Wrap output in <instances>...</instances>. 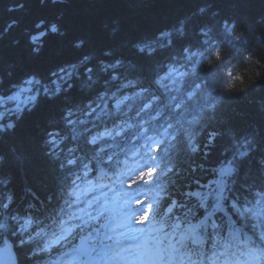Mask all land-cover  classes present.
I'll return each mask as SVG.
<instances>
[{"label": "trees", "instance_id": "obj_1", "mask_svg": "<svg viewBox=\"0 0 264 264\" xmlns=\"http://www.w3.org/2000/svg\"><path fill=\"white\" fill-rule=\"evenodd\" d=\"M21 3L24 5L23 8H18L17 5ZM200 9L204 11L201 12ZM152 15H156L157 18L150 19L149 16ZM41 19L57 23L59 33L41 36L40 32L34 29V24ZM220 19L232 21L234 33L241 35L242 40L229 42V38L223 37L220 33L216 37V43L221 51L220 60L217 61L213 55L206 54L204 57H197L204 60L202 68H194L185 61L180 62L183 67L177 65L179 71L187 75L177 85L170 83L173 90L168 95L183 99L184 105L176 110L175 116L167 115L146 126L148 128L146 134L155 140L163 141L158 151H152L151 143H147V147H143L142 151L135 145L133 147L137 152L133 156V151L127 149L130 138L119 136L114 139L105 138L97 146L84 145L82 137L79 140L73 138L74 132L84 127L92 129L93 134L103 131L105 127L114 128L113 121L123 126V122L127 120L134 125L128 131L134 132L139 128L141 119L135 115L139 100L134 98L125 101L119 107L116 106V100L122 98V95L133 96L134 91L139 89H124L122 94L117 90L100 91L104 99L101 100L99 107H96L92 96L97 93L79 92L76 96L72 95L76 87L84 88L87 81L85 68L84 74L75 73L78 67L75 59L79 56L81 58L90 56L92 62H95L96 58L93 57L106 51L113 52L127 62L149 68L148 61L153 63L159 58H167L170 53H176L179 49L177 45H169L170 36H162V33L170 32L164 31L165 29L162 32L155 30L159 43L168 48L151 59H141L138 51L131 45L142 40V35L134 37L131 32L135 26L145 31L154 26L156 28L166 26L168 27L166 30L173 28L172 35L176 36L174 29L180 25L179 28L185 33L180 39L188 43L197 38L200 29L207 24L213 31L223 29ZM9 26L10 30L5 31ZM32 33L36 36L35 45L42 49L39 52H33L31 49ZM158 41L153 40L151 43L160 47ZM77 44H80V47H76ZM227 48H243L242 52L249 58L244 59L240 55L239 59H235L227 52ZM208 59L214 61V66H208ZM71 61H74L75 65ZM97 62L89 64L88 67H96ZM62 68L70 75L61 72ZM96 71L99 74L97 67ZM27 73L33 74L28 76L32 80L41 81L47 80L49 73H58L65 79L60 80L53 75L48 81H44L43 88L55 90L57 84H61L68 92L66 96H62L61 92L57 97L41 98L35 90L41 89L39 85H30L15 94L21 101L27 97L26 106L19 107V112L17 107L8 114H0V124L14 125L13 131L0 134L2 157L0 180L5 181L6 190L13 197L11 201H7L10 208L3 215L17 217L14 221L7 220V228L0 230V243L4 238L13 243L16 264H52L65 252L73 251L76 239L81 235L88 236L92 242L94 255L98 248L104 247L110 241L107 237H112L110 233L107 236L101 235L100 222L104 221V215L90 223L88 227L74 228L66 240L55 245L49 252H41L36 257H31L34 250L38 251L44 247L46 241L54 238L53 234H62L59 228L81 223L77 219L69 220L70 214L75 213L86 220L83 213L86 208L96 207L102 200L101 197L94 196V193L103 187L113 185V172L124 169L126 159L127 166L133 167L134 161L139 162V159L152 156L156 157L155 163L160 167L155 177L156 182L162 184L166 191L173 193V198L179 199L193 210L186 215V209L177 208L169 217L163 218V232L156 235L163 240L164 245L171 242L172 245L179 247L176 241L180 239L181 234L187 236L195 227V234L202 238L204 243L200 246H186L185 250L181 249V253L192 249L196 252L193 260L202 259L203 264H207L206 261L212 257L220 264H255L247 253L249 248L260 246L259 237L264 231L259 227L260 222L264 220V0H62L55 5L41 4L40 0H0V78L3 79L0 80V93L8 89L9 83L16 82ZM228 73L240 78L232 79ZM93 79L97 80L98 76H93ZM51 80H55V84ZM229 81L233 88L226 90L224 86ZM196 83L200 84L198 90L194 87ZM6 84L8 85L5 86ZM191 91L196 94L188 100L187 93ZM31 96H35L36 99L30 101L28 97ZM88 100H91V107H96V112L91 115H86L85 112L73 115L71 117L73 121L79 119L84 123L74 125L65 123L62 126L64 136L58 137L60 139L58 147L54 150L49 145L46 149L41 148L40 139L43 134L49 132L44 131L46 127L43 124L47 121L56 122L55 119L63 114L60 109L66 105V101L76 104ZM257 100L262 103L258 104ZM208 104H214L215 107L208 108ZM141 116L147 118L143 113ZM167 123H172L173 127L168 129L167 134H162L161 125L167 127ZM54 126H57V123ZM59 129H56L58 130L56 133ZM210 132H215L216 137L214 142L205 148ZM93 147L97 150L103 147L108 154L115 153L112 161L108 164H99L91 159ZM192 147H196L197 151H192ZM69 149H76L74 155L88 163L86 176L80 165L67 166L64 169L59 167L60 162H66L65 157L68 154L73 155ZM45 151L48 153L47 156L44 155ZM244 151L248 152L247 157H240L238 153ZM220 157L225 161L215 164ZM139 164L141 165L140 162ZM228 166L232 171L223 179L225 182L221 188L228 198L227 204L223 211L216 212L212 217L217 224H221L223 218V226L218 230H213L207 225L198 226L207 214L213 211L217 197L214 180L220 177L221 171ZM168 168H173V171L167 172ZM218 168L219 172L215 174ZM143 169L144 165L136 172L128 173L123 184L119 182L115 184L119 190L131 191L133 199L130 205L136 209V214L138 209L135 199L147 202L159 199L156 196L158 190L156 184H141L138 190L135 187L131 190L126 187L129 179H134ZM58 171L60 176L67 175L70 178L81 176L76 182L78 197L67 195L68 189L71 188L70 184H62L61 187L56 185L59 179ZM194 184L197 186L195 189ZM185 192H200L199 203L203 200L205 207L200 208L191 196L180 195ZM237 200L239 201L237 207L241 210L249 208L258 215L250 213L240 217V223L230 226L227 223L229 217L236 220L237 216L230 211L229 206ZM65 201H68V204ZM160 206H166L164 200H161ZM18 208H21L22 212ZM159 210L158 207L157 211ZM61 219L67 223L60 225ZM27 220L31 223L26 224ZM160 220L161 217L156 216L145 226L148 229L159 228ZM174 223H179V228L175 231L171 227ZM254 224L257 225L256 228L252 227ZM93 228L96 231H93ZM216 232H219V235H215ZM164 233H168L167 237ZM209 234L214 235L217 243L208 238ZM21 239L27 243L21 245ZM215 244H219L220 249L226 248L229 261L223 253L213 248ZM199 249H202L201 254L198 252ZM29 257L31 259H28ZM63 260L62 258V262H68L69 259ZM175 261L188 262L186 257L181 260L179 253L175 254L172 263Z\"/></svg>", "mask_w": 264, "mask_h": 264}, {"label": "snow or ice", "instance_id": "obj_2", "mask_svg": "<svg viewBox=\"0 0 264 264\" xmlns=\"http://www.w3.org/2000/svg\"><path fill=\"white\" fill-rule=\"evenodd\" d=\"M62 0H40L41 4L44 3H51V4H59ZM23 3L17 5L18 8H23ZM201 12L204 11V9H200ZM10 27H7L5 31L10 30ZM34 29L36 32H40L41 36H46L48 34H57L59 33L60 29L55 22H46L43 19L39 20L37 23L34 24ZM222 31L226 34V37L229 38V42L231 41H241V37L234 33V30L230 24L227 22L224 23ZM174 32L177 34L176 36H173L171 33H162L163 37H171V40L169 41V45H177L178 46V52L176 53H170L168 57V63L164 62H158L156 65H152L150 68H144L143 66H138L136 64H129L127 66L124 65L123 61L120 59H115V62H109L108 64H100L97 67L99 68V72L106 73V75L99 76L98 72L96 71V67L89 68L87 64H84V67L86 69L85 75L87 76V81L85 82V85L89 88H95L98 87V80L103 79L105 82V85L107 89L110 88H116L117 91H121L124 89H139L138 91H134L133 96H127L122 95V98H118L116 100V106L119 107L121 104H123L127 100L136 99L139 100V106L136 110L135 115L137 117H141L139 120V131L141 136H145V134L148 131V128L145 127V125H150L152 121H158L161 118H165L166 114L169 117L176 115V110L181 109L184 105L183 99H178L175 95H168L173 89L170 87V83L172 85H177L183 77L187 75L185 72L179 71V68L177 65L179 64L181 67H183V64H180L181 61H185L189 64H192L194 68H202L204 65L203 59H197V57H204L206 54H211L215 57V59L218 61L221 59V51L219 45L215 42V37L213 35V30L211 28H202L200 29L197 38L196 43L193 44L192 42L185 43L181 37H184L185 33L181 28L174 29ZM31 39L33 41V44L31 45V49L33 52H39L42 49L37 47L35 45L36 36L35 33L31 34ZM76 47H80V44H77ZM197 50H193V49ZM200 49H204V51H200ZM138 53L140 55L141 59L148 58L151 59L153 56L158 54V49L156 47H153L151 42L144 43L142 46H137ZM108 54L106 53L105 56ZM88 57H84V61H87ZM207 64L209 67L214 66V61L212 59L207 60ZM74 67V66H73ZM61 72H65L66 75H70L65 71V69H61ZM135 73V78H129L130 75ZM53 75H56L58 79L64 80L65 77L59 75L58 73H53ZM228 75L232 79H239V76H232L231 73H228ZM93 76H98L97 80L93 79ZM25 84L29 85H39V80H32L28 79L24 81ZM52 83H55V81H52ZM231 84V81H230ZM68 87H71V85H68ZM195 89L200 88V84L196 83L194 84ZM37 91H41V89L37 88ZM179 91V88L176 89ZM43 93L49 97H57L58 94L62 92V89L57 87L55 90L49 89L47 87H44L42 89ZM196 93L194 91L187 93V99L191 100L192 97ZM115 95V94H113ZM97 96L100 100L104 99V95L100 92H97ZM7 100H15L16 95L13 94L11 96L5 97ZM3 99L0 98V105L3 104ZM28 99L35 100V96L28 97ZM77 107L74 103L67 102L66 101V112H64L61 116V119L68 125H74V124H83L84 121L77 119L76 121H73L71 117L75 115V111L73 109ZM96 107H99L97 105ZM96 107H90L87 112L84 114L91 115L96 112ZM208 108H214V104H208ZM82 112H84L83 109H81ZM17 112H19V107L17 108ZM144 114L147 118L141 116V114ZM114 128H107L105 127L103 131H97L95 134H93L92 129L84 127L82 130L75 131L74 132V139L83 138L84 145H91V146H97L101 141H104L105 138H115L116 136H120L122 132H125L128 129H131L134 127L133 124L129 123L127 120L123 122V126L116 124L115 121H113ZM14 125L12 123H8L6 125L0 124V134H3L5 132V129L13 128ZM95 127V125H94ZM163 128L162 134H167V131L169 128L173 127L172 123H167V127ZM46 135L48 137L47 144L50 146L51 149H55L58 147L60 143L59 133L56 132H46ZM216 137L215 132L208 133V140L207 143L204 145L205 148L209 147L214 142V139ZM136 136H133V139H136ZM146 141H150L152 145V151H158L160 148V145L163 143L162 140H155L152 136H145ZM110 147V146H109ZM142 147H147L146 145H142ZM76 149H69L70 153H73V155L70 158H66V162L62 161L59 164V167L61 169L66 168L67 166H76L80 165L83 170V174L86 176L88 174L89 165L88 163H84V161L80 157H76L74 155ZM93 155L91 159H94L99 164H108L112 161L113 154H108L106 150L103 147L97 148L93 147L91 149ZM192 151H197L196 147H192ZM54 154V153H52ZM132 155L135 156L136 152L133 151ZM238 155L240 157H247L248 152H239ZM85 157L87 158V152L85 153ZM106 157V159H105ZM153 161V164H155L156 157L152 156L150 157ZM231 163V162H230ZM125 168L120 170H114L113 176L114 179H112V184L115 185L116 183L123 184L124 178L128 176V173L130 172H136L137 169H140L141 165L138 161H134L133 167L127 166V159L124 162ZM159 165L155 164V166H144L143 170H140L136 177L134 179H129L126 187L131 190L133 187H135L137 190L140 188L141 184L148 185L150 183L156 184V196L159 198L157 200H153L152 202H147L142 199H135V204L137 205L138 214L135 215L134 221L138 225H146L149 224L152 219H154L156 216H160V227L159 228H151V229H144L143 227L140 228L139 236L133 235V239L139 240L140 242L137 243L133 248H124L121 247L118 250H114L112 252L111 259H124L123 255L124 253H127L128 256H131L133 259L132 261H128L125 259V264H172V261L175 257V254L179 253L181 256V260H183L185 257L190 262V264H196V261L193 260V256L196 255V252L192 249H189L187 252L181 253V248L186 247L184 244L185 239H190L191 243L193 245L200 246L204 243L203 239L200 238L198 235L195 234V227L192 229V233L188 234L187 236L182 233L180 239L176 241V245H179L180 247H176L169 242V244L164 245L163 240H161L156 233L163 232L164 227V217H169L175 209H186V215L188 213H191L193 210L191 208H188L186 205L181 203L179 199L173 198V193H170L165 190L162 184H159L156 182L155 177L158 174ZM173 168H168L167 172H172ZM232 171L231 168H226L221 171V175H228ZM151 178V179H148ZM81 176H76L75 178H70L69 176H64V184L71 185V188L68 189L67 195L70 197L76 196L78 197V186L76 184L77 180H80ZM111 179V178H110ZM119 197L123 199V202L125 204L128 203L130 199H133L131 191L124 192L123 189L117 193ZM180 195H187V196H196L199 197V193L195 192H188V193H180ZM13 199L12 196L9 195L5 188V181L0 180V230H3L7 228V220H16V216L8 215L7 217H4V213H6L10 208V203L7 201H11ZM161 200L165 201L166 206H160ZM227 196L224 195V190L220 189L217 193L216 202L213 207V211L209 212L204 220L200 222V225L198 226H204L207 225L213 230H218L222 228L223 226V218H221L222 223L217 224L212 217L215 215L218 211H223L224 206L227 204ZM74 202V201H73ZM66 204H68V201H65ZM91 203V202H89ZM239 201H235L231 203L229 206L230 211L237 216L236 220L229 219L227 220V223L232 226L235 224L240 223V217H245L248 214L252 215H258L257 213L253 212L252 209L249 208H241L237 207V204ZM71 207V204L68 205ZM200 208L205 207L203 200L200 201L199 205ZM160 208L159 211H157V208ZM63 211V209H61ZM83 211V210H81ZM89 215L88 220H83L81 217L76 216L75 213H72L69 215V220L77 219L80 220V224L72 225L70 227H61V233L60 235L53 234L54 238H50L48 241L45 242L44 247L38 249V251L34 250L31 254V257H36L41 252H49L55 245L60 244L63 240L67 239V236L73 231L74 228H84L88 227L90 225V222L98 220L100 217L104 215L103 211H99L96 216ZM129 221L133 220V215H129L127 217ZM26 224H30L31 221L27 220L25 221ZM67 222L63 219L60 220V225H65ZM103 227V225H101ZM173 231L175 229L179 228V223H174L171 225ZM253 228H256L257 225H252ZM259 227L264 230V220H262L259 224ZM93 231H96V229L93 228ZM129 231H133L129 229ZM39 235V233H38ZM168 233H164V236L167 237ZM215 235H219V232H216ZM108 239H111V237H107ZM209 239L213 240V243H217V241L214 238L213 234H209ZM31 239V237H30ZM261 244L260 246H254L252 248H249L247 255L251 257L253 261H255V264H262L264 262V231H262L260 237H259ZM27 241L24 239L20 240V244L24 245ZM81 249H76V251H80ZM94 250V249H93ZM29 257L28 259H31ZM55 264V262H53Z\"/></svg>", "mask_w": 264, "mask_h": 264}, {"label": "bare ground", "instance_id": "obj_3", "mask_svg": "<svg viewBox=\"0 0 264 264\" xmlns=\"http://www.w3.org/2000/svg\"><path fill=\"white\" fill-rule=\"evenodd\" d=\"M150 17V19H156L157 18V16L156 15H152V16H149ZM148 17V18H149ZM149 19V21H151ZM221 20V22L223 23L221 26H223L224 25V23H228V24H230L231 25V23H232V21H230V20H225V19H220ZM182 24H183V22H182ZM156 25V24H155ZM232 25H234V23H232ZM231 25V26H232ZM157 26V25H156ZM180 27V25L177 27V28H179ZM168 27H166V26H160V27H158V28H156L155 26L154 27H152V28H150L149 29V31L147 30V31H145V30H142V29H139V28H137L136 26H135V29H131V32H133V36L134 37H136V36H139V35H142L141 36V38H142V40H140V41H137V42H133L131 45H132V47H133V49H135L136 51H138L137 50V46H142L144 43H148V42H151V41H153V40H155V41H158V38L155 36L156 34H157V31H160V32H162L164 29V31H168V32H170L171 34H173V28H169L168 30H166ZM204 28H211L212 30H213V28L210 26V25H206ZM155 30H157V31H155ZM221 33V35L223 36V37H225L226 38V34L222 31V28H219V29H216V30H214L213 31V35H214V37H215V42H216V37L219 35ZM139 34V35H138ZM223 40H225V39H223ZM193 44H195L196 43V38H194L192 41H191ZM158 43H159V41H158ZM140 44V45H139ZM160 44V43H159ZM245 44H246V42H245ZM153 47H156L157 49H158V53H161L163 50H165V49H167L168 47L167 46H164V45H161L160 44V47H158V46H153ZM41 49V48H40ZM242 49L243 48H240V49H230V48H227V52L232 56V57H234L235 59H239L240 58V55H241V57L242 58H244V59H247V58H249V56L248 55H246L244 52H242ZM108 54L107 56H105V54ZM84 57H88V60L87 61H84ZM90 56H83L82 58H81V56H79L77 59H75V61H77L76 63H78V67L75 69V73L76 74H84L85 73V70H83L85 67H84V64L86 63L87 64V66L90 64H93V63H95L96 61H98L97 63H96V67L98 66V65H100V64H104V65H106V64H108L110 61L111 62H115V59H120V60H122L123 61V63H124V65L125 66H127V65H129V64H134V63H131L130 61L129 62H127V60L126 59H123L122 57H120V56H117V55H115L113 52H106V51H103L102 52V54L100 55H96V59H94L95 60V62H92V59H90L89 58ZM168 57H169V55H168ZM168 57L167 58H159L158 59V61H155V62H153V63H151L150 61H148L147 63H148V66H152V65H156L158 62H164V63H166V62H168ZM64 64V63H63ZM62 64V65H63ZM57 67H59V66H57ZM56 67V68H57ZM149 67V68H150ZM97 70H99V68L97 67ZM99 74L100 75H106V73H102V72H99ZM29 75H33L32 73H29ZM129 78H135V73H133L132 75H130L129 76ZM0 80L2 81L3 79H1L0 78ZM57 87H59V88H62V96H66V92H68V90H67V88H64L61 84H57V86H56V88ZM88 89V90H87ZM85 90H87L89 93H97V92H100V91H106V90H117L116 88H110V89H107V87H106V85H105V82H104V80H102V81H98V87H95V88H89V87H87V86H85L84 88H79V87H76V89H75V93H73L72 95H74V96H76V95H78V93L79 92H86ZM64 93V94H63ZM114 94V93H113ZM93 97H94V103H96L97 105H101V103H102V101L98 98V96L97 95H92ZM46 97H49V96H47L46 95ZM50 98H53V97H50ZM77 107H75L74 109H73V111H75V114H81V113H84V112H86L90 107H91V100H88L87 102H83V101H81V102H78V103H76L75 104ZM9 107H12V105H9ZM66 107V105H64V106H62L61 107V109H60V111L62 110V112L64 113V112H66V110L67 109H64ZM64 109V110H63ZM81 109H83L84 110V112H82L81 111ZM13 111V110H12ZM59 113H61V112H59ZM103 117H105V116H103ZM166 117H167V114H166ZM60 120V119H59ZM104 121V120H103ZM98 123V122H97ZM46 128L44 129V131H47V130H49V131H58V130H56V129H59L57 126H54L55 125V122H50V121H47L45 124H43ZM147 125H145V127H146ZM56 128V129H55ZM68 131V130H67ZM126 132H128V133H126ZM126 132H122L121 133V135L119 136V137H123V138H130V143H129V147L127 148L128 150H132V151H135V152H137V150L133 147V146H135V145H137L138 146V148L142 151L144 148L142 147V145H145V144H147V143H151L150 141H146V139H145V136H150V135H148V134H145V136H141L140 135V131H139V128H137L134 132L133 131H128V130H126ZM59 136H64V131H63V128L62 129H59ZM133 136H136L137 138L136 139H133ZM80 139V138H79ZM78 139V140H79ZM100 146H102V144L100 145ZM74 154H76V153H74ZM72 156V154H68L65 158H70ZM140 161V163H141V166H145L146 164L148 165V166H155V164H153V161L151 160V158H149V157H144V158H142V159H139ZM225 160L222 158V157H220L218 160H217V162L215 163V164H220V163H223ZM160 168V167H159ZM218 172H219V168L218 169H216L215 170V174H218ZM60 172L58 171L57 172V175L59 174ZM64 176L65 175H62V176H60V174H59V176H58V181H57V183H56V185L57 186H59V187H61V185L62 184H64ZM217 175H213V177H216ZM56 179V180H57ZM222 182H225L224 180H222ZM197 186L194 184V186H193V189H195ZM186 193V192H185ZM57 196V195H56ZM201 194H200V192H199V197H196V196H191V198L192 199H194L195 200V202L196 203H198L199 204V198L201 199ZM16 205H18V203H16ZM18 210L20 211V212H22V209L21 208H18ZM197 221V220H196Z\"/></svg>", "mask_w": 264, "mask_h": 264}, {"label": "rangeland", "instance_id": "obj_4", "mask_svg": "<svg viewBox=\"0 0 264 264\" xmlns=\"http://www.w3.org/2000/svg\"><path fill=\"white\" fill-rule=\"evenodd\" d=\"M53 22V21H52ZM28 41H29V39H28ZM30 41H32V39H30ZM29 41V42H30ZM31 43H33V41L31 42ZM36 43V42H35ZM93 58H95V57H93ZM71 63L72 64H74L75 65V62L74 61H71ZM71 66H73V65H71ZM70 66V67H71ZM28 76H31V75H29V73H27L24 77H22V78H20V79H18V80H16V82H11V83H9V86H8V89H6V91L5 92H2V93H0V98H4L3 99V104L2 105H0V114H4V113H6V114H8L9 112H10V110H14V109H16V104H17V102H16V100H7L5 97L6 96H11V95H13V94H16V93H18V92H22L24 89H26V87L27 86H30L29 84H25L24 83V81L25 80H28V79H31L30 77H28ZM49 78L48 79H50L52 76H53V74L52 73H49ZM28 77V78H27ZM48 79L47 80H44L45 82L46 81H48ZM34 80H37V79H34ZM40 81V84H39V87L41 88V91H37L36 89V91L38 92V96L39 97H41V98H44L46 95L43 93V91H42V89H43V86L45 85V82L44 81H41V80H39ZM52 81V80H51ZM53 81H55V80H53ZM55 84V83H54ZM8 84H6L5 86H7ZM51 85H53L52 83H51ZM23 86V87H22ZM34 86V85H33ZM76 86H77V83H76ZM5 88V87H4ZM7 88V87H6ZM14 90V92H11V91H13ZM86 92H88L87 90H85ZM122 93H124V91L123 90H121L120 91V94H122ZM17 99V98H16ZM26 100H27V97H24L23 98V101H22V106H23V103L24 102H26ZM9 105H12V107H7V106H9ZM60 119V120H59ZM56 120V122L55 123H57V126L58 127H60V128H62V126H64V124H65V122L61 119V116H59L57 119H55ZM45 136L47 137V135L45 134ZM206 165V164H205ZM207 167V166H206ZM201 169L203 170V167H201ZM205 169V168H204ZM201 171V170H200ZM32 206V205H31Z\"/></svg>", "mask_w": 264, "mask_h": 264}, {"label": "clouds", "instance_id": "obj_5", "mask_svg": "<svg viewBox=\"0 0 264 264\" xmlns=\"http://www.w3.org/2000/svg\"><path fill=\"white\" fill-rule=\"evenodd\" d=\"M239 36L242 39V36L241 35H239ZM81 43H84V41H81ZM224 87H225L226 90H231L233 88V85H232V83L230 84V81H229L227 84H225ZM257 103L260 104V103H262V101L257 100ZM13 130H14V127L13 128H10V129H5V131H8V132H11ZM46 141H47V138H46L45 134H43L42 137H41V139H40V146H41V148L46 149L48 147V144H47ZM44 155L47 156L48 153L45 151L44 152ZM0 159H2V157H0Z\"/></svg>", "mask_w": 264, "mask_h": 264}]
</instances>
